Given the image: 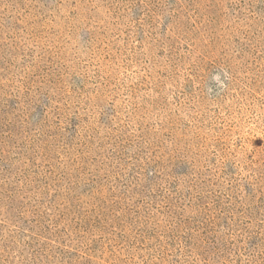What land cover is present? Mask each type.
Here are the masks:
<instances>
[{
  "label": "rangeland",
  "instance_id": "374dc122",
  "mask_svg": "<svg viewBox=\"0 0 264 264\" xmlns=\"http://www.w3.org/2000/svg\"><path fill=\"white\" fill-rule=\"evenodd\" d=\"M143 1L0 0V126L21 134L9 145L0 133V147L18 189L32 180L57 200L55 217L28 201L23 221H52L61 236L50 252L75 264H264V0H156L166 10L137 19L130 12ZM170 16L182 23L168 42ZM42 110L48 151L32 130ZM119 137L184 154L190 180H209L208 215L223 220L194 249L187 233L169 245L152 199L122 194L135 154L119 167ZM184 217L191 236L201 219ZM9 237L22 234L0 217V264H17L3 248Z\"/></svg>",
  "mask_w": 264,
  "mask_h": 264
},
{
  "label": "trees",
  "instance_id": "16d2710c",
  "mask_svg": "<svg viewBox=\"0 0 264 264\" xmlns=\"http://www.w3.org/2000/svg\"><path fill=\"white\" fill-rule=\"evenodd\" d=\"M156 0H145L142 3L135 4L132 12L134 17L140 18L144 12H158L165 11L156 5ZM179 2H172L173 5H178ZM152 8H155L153 11ZM154 18L151 22L153 23ZM182 21L178 17L170 16L165 18L162 29V39L169 41L168 35L173 30L170 28L174 25L181 26ZM9 105L11 106V102ZM8 106V105H7ZM37 107L36 109H38ZM11 110L16 111V106L11 107ZM45 110V109H44ZM43 111V110H42ZM45 112L43 111L38 115L39 121L33 124L32 130L39 131V148L40 151L49 149L53 138L47 133V124L45 123ZM37 117V118H38ZM36 118V116H35ZM24 127H21L23 131ZM19 129L10 125H1L0 133H7L9 136L5 138V144H12L11 137L21 136ZM20 134V135H19ZM124 138L119 137L113 140L115 144L114 160L118 163L119 167H123L125 162L123 156L128 155V152L135 154L133 158L134 165L128 167L131 172L128 173V185L125 187L122 194L127 200H132L134 197L149 198L153 200L150 203L151 208L156 209L157 214L167 217L166 229L156 224V229L164 232L168 238L169 245L176 246V241L183 239L186 235V248L194 249L196 244L200 242L201 238L211 235L215 227L223 220L222 215L215 213L209 217L210 210L206 207L204 201L208 199L207 195H202L204 190L208 189L209 180L206 177L197 175L194 180L193 177L194 164L189 161V158L179 152L162 154L163 150H156V143L146 142L144 139H138L129 145H122ZM3 146L0 147V217L2 221L9 226L20 230L22 239L18 240L14 237H9V241H5L3 248L5 251H12L11 257L17 264H75L73 261L76 255H71L69 259L66 258L67 252H60L55 255L50 252L48 242H56L61 236V231L55 230L51 227L52 221L43 220L40 217L39 221L32 224H26L23 221V215L28 211V201L36 203L37 207L47 209L53 217L54 211L57 210L56 198H46L43 189L39 184H34L32 180H27L23 188L18 189L16 185L21 184L12 182L11 178L14 172L12 163L9 161V152L5 151ZM161 149V148H160ZM50 155V153H48ZM8 156V157H6ZM7 158V159H6ZM125 170V169H124ZM127 170V169H126ZM125 171H122V174ZM193 174V175H192ZM201 176V177H200ZM188 182V187L182 186L181 182ZM249 188V193H253V186L248 181L245 183ZM213 188L222 189L224 184L213 181ZM31 187V189H30ZM210 187V186H209ZM167 189V191H164ZM213 195L215 202L212 206L216 208L222 200L221 196ZM31 196V197H30ZM143 201V200H142ZM48 202V205H46ZM186 212L194 214L198 218L199 226L193 235L187 232L192 225V217H184ZM120 218L124 217V213L119 214ZM147 222L153 218L151 214L143 217ZM209 220V222L207 221ZM138 224H141L140 222ZM137 224V227L140 225ZM119 225H122L119 224ZM164 230V231H163ZM186 230V232H185ZM73 256V257H72ZM85 261V257H82ZM83 261V262H84Z\"/></svg>",
  "mask_w": 264,
  "mask_h": 264
}]
</instances>
